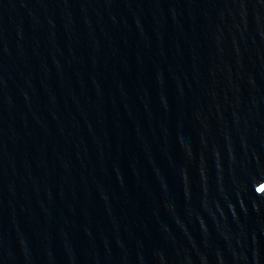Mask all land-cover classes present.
<instances>
[{
  "label": "water",
  "instance_id": "95a60500",
  "mask_svg": "<svg viewBox=\"0 0 264 264\" xmlns=\"http://www.w3.org/2000/svg\"><path fill=\"white\" fill-rule=\"evenodd\" d=\"M0 264H264V0H0Z\"/></svg>",
  "mask_w": 264,
  "mask_h": 264
}]
</instances>
